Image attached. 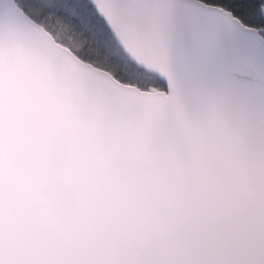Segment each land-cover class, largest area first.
<instances>
[{"label":"snow or ice","instance_id":"1","mask_svg":"<svg viewBox=\"0 0 264 264\" xmlns=\"http://www.w3.org/2000/svg\"><path fill=\"white\" fill-rule=\"evenodd\" d=\"M0 264H264V0H0Z\"/></svg>","mask_w":264,"mask_h":264},{"label":"water","instance_id":"2","mask_svg":"<svg viewBox=\"0 0 264 264\" xmlns=\"http://www.w3.org/2000/svg\"><path fill=\"white\" fill-rule=\"evenodd\" d=\"M36 95V89L24 81L14 80L8 97V118L13 123H29L36 116V110L33 107L31 98ZM12 159L15 162L18 173L17 180L9 187L10 196L20 206L21 211H27L28 203L25 201L22 188V180L27 169V160L24 153L14 148ZM44 228L41 226L38 232L29 236L23 226V217H21L20 226L15 228L10 237V244L16 250H25L39 245L45 239Z\"/></svg>","mask_w":264,"mask_h":264}]
</instances>
